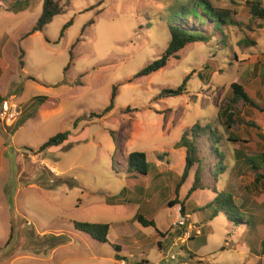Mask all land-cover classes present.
Masks as SVG:
<instances>
[{"label": "rangeland", "instance_id": "obj_1", "mask_svg": "<svg viewBox=\"0 0 264 264\" xmlns=\"http://www.w3.org/2000/svg\"><path fill=\"white\" fill-rule=\"evenodd\" d=\"M56 1L62 11L42 31L22 37L42 0H0V93L14 94L19 104L40 85L57 94L50 98L60 107L42 115L35 108L48 104L21 101L20 121L0 123V264H120L112 244L125 264H242L246 247L258 251L264 237L262 218L250 217L252 210L264 215V180L253 184L248 161L264 152V111L238 103L239 115L255 126L231 128L222 112L233 96L231 83L264 108V20L251 18L247 0H208L210 9L200 7L213 21L203 39L186 44L158 71L135 77L166 49L172 25L204 30L193 24L199 12L192 0ZM184 79L180 94L162 93ZM113 86L111 109L97 117ZM194 124L201 128L200 160L176 193L185 164L181 137L188 132L192 141ZM63 131L69 135L62 144L34 157ZM232 136L237 141L227 139ZM131 152L145 154V175L127 172ZM198 166L202 188L187 195ZM214 189L235 193L233 217L249 221L243 228L219 205L198 209L217 195ZM175 198L184 215L179 203L169 204ZM212 210L218 214L208 220ZM138 214L154 226H142ZM74 222L107 223L108 242ZM173 222H181L188 240L172 244L180 236Z\"/></svg>", "mask_w": 264, "mask_h": 264}, {"label": "trees", "instance_id": "obj_2", "mask_svg": "<svg viewBox=\"0 0 264 264\" xmlns=\"http://www.w3.org/2000/svg\"><path fill=\"white\" fill-rule=\"evenodd\" d=\"M193 6L198 10L199 14H193L191 16L193 20L194 25H202L203 29H191L186 28L185 26L179 24L176 26V24L172 25V27L169 28L170 33V39L168 41V45L166 49L163 51V53L160 55V57L150 61L145 67H143L141 70H139L135 77L148 75L153 72L158 71L163 66H165L167 60L169 57H178V52L180 49H182L186 44L190 42H195L198 40L203 39L204 34L203 31L206 32L208 30L207 26L208 23H212L213 20L210 19V16L204 11L201 7H206L210 9V6L208 4V0H192ZM247 5L249 8V13L251 18L254 19H261L264 20V0H247ZM201 6V7H200ZM62 11V7L58 4V1L56 0H42L41 3V11L39 16L37 17L35 24L30 28L29 31H27L22 37H26L34 32L42 31L44 26L48 24L52 18L59 14ZM184 20H187V18H183ZM206 21V22H205ZM205 22V23H204ZM206 26V27H205ZM66 27V25L64 26ZM62 35V32L60 33ZM24 56V51L20 48V66L23 67V61L22 57ZM2 68L0 66V74L2 73ZM261 72V71H260ZM263 77V76H262ZM264 78V77H263ZM185 80L183 81L182 85L178 86L176 89H168V90H162V93H168V94H180L182 92L183 86L185 84ZM233 96L228 100V103L225 108H223V116L225 118V123L227 124V127L231 128L234 123H244L249 126H255L253 122H248L242 116H240L239 108H236V105L240 102H244L249 104L250 106L256 108L257 110L263 112L264 108L258 106L251 98L250 96L243 90L242 86L238 83H231L230 85ZM115 90L116 87H112L111 95H110V104L99 114H95L97 117H101L105 113H107L111 107L112 102L115 97ZM2 96L0 95V101L2 100ZM50 104L47 105V108H54L57 105L58 98L51 97L49 98ZM220 112V111H219ZM94 114H90L92 116ZM235 117V118H234ZM200 131L201 128L199 125L194 124L190 128L191 136L194 137L192 141H188L186 136L188 135V132L185 133L181 137V141L185 143L186 151H185V164L183 167V171L180 175V178L178 182L175 185V192L177 193L179 187L183 184L184 180L188 176V172L191 169L192 165L195 162H198L200 160L199 154L200 149L195 144V140L199 139L200 137ZM69 135L68 131H63L56 133L52 137H50L47 141L42 143L36 153L42 151L43 149L50 147V146H57L63 143ZM233 137V136H232ZM228 137L227 139L230 141H237L236 138ZM213 151L216 153L217 158L220 159L219 163L221 162V156L218 152V149L211 145ZM246 159V158H245ZM248 161H251L250 170L252 169L255 173V181L260 182L261 180H264V152L259 153L255 156V159H251ZM126 170L130 173H137L140 175H145L147 172V162L146 157L143 152H131L126 158ZM237 179V174L234 176V182ZM201 176H200V169L199 166L196 168L194 173V180L189 188L187 195H189L192 191L196 190L197 188H202L201 186ZM234 188L232 189L233 192L237 191V189L240 186L239 180L236 181V183L233 184ZM215 194H217L211 201L207 202L204 206L198 207L199 210L208 209L211 208L212 205H219L222 210L221 212L226 216V218L233 223L234 226L239 227L240 225H244L248 223L249 221L246 219L244 221L243 219L238 220L237 218L233 217L235 212L237 211V205L235 204V193H225L224 191L217 192L215 189L213 190ZM179 202L177 199H172L169 201V204L171 206L178 204ZM219 203V204H218ZM244 203H241V206ZM184 204L183 202L179 203V209L180 213L184 215ZM253 212V210H252ZM218 214L217 210H212L207 214L208 220H211L213 217H216ZM251 219L253 220L256 216L254 214H250ZM137 221L142 226H154L153 222L151 220H146L143 218L141 214H138L136 217ZM74 226L77 230L81 232H85L91 236L94 240L102 243L108 242L107 240V233L109 229V225L107 223H98V222H74ZM113 249L116 251L115 258L116 260H121L122 257H120V247L117 244H112ZM144 262V261H143Z\"/></svg>", "mask_w": 264, "mask_h": 264}, {"label": "crops", "instance_id": "obj_3", "mask_svg": "<svg viewBox=\"0 0 264 264\" xmlns=\"http://www.w3.org/2000/svg\"><path fill=\"white\" fill-rule=\"evenodd\" d=\"M0 95L3 97V95L0 93ZM14 94H11V96H13ZM51 95H57L55 92H48L47 90H46V88H44V87H42V86H40V85H38V88H37V90H36V92H32V93H30L29 95H26V96H24V98H22V103H27V102H30L32 99H35V98H38L39 100L38 101H42L43 102V104H50V101H49V98H50V96ZM21 96V95H20ZM29 96H32V97H30L29 98ZM20 101V102H21ZM20 102H19V106H20ZM32 104H34V103H32ZM47 109V110H46ZM35 110L36 111H39V113H41L42 115H48V114H56L59 110H60V107L58 108L57 106H55L54 108H47V106H45L44 105V107H42V106H37L36 108H35ZM20 115H22V109H20V113H19V116H18V118H17V120L16 121H14L11 125H9V126H14L18 121H20V119H21V117H20ZM20 117V118H19ZM62 144V143H61ZM51 147H53V146H51ZM38 156V153H36L35 154V156L34 157H37ZM249 170H250V168H249ZM250 171H252V170H250ZM238 173V172H237ZM252 175H253V184H255L256 183V181H255V173H252ZM261 182V181H260ZM259 182V183H260ZM248 198H244V199H242L241 201V203H245V201L247 200ZM235 200H236V197H235ZM259 206H261V204L259 205ZM253 214L255 215V216H260L261 218H262V220H261V222H264V215L263 214H261L260 212H259V214L257 215V212H255L254 213V210H253ZM243 226L244 225H240L239 226V228H243ZM245 232H248V230H247V228L245 229ZM245 243V242H244ZM244 246V245H243ZM223 248L224 247H222L221 249L223 250ZM247 249H248V252H247V255L248 256H255V257H258V262L257 263H254V264H264V237H262L261 238V246H260V248H257V250L258 251H249V247H246ZM255 249V248H254ZM248 256H245V258H243V261H242V264H244V263H246V262H248V263H250V261H249V259H248ZM254 258V257H253ZM246 260V261H245ZM199 262V261H198ZM253 262L254 261H252L250 264H253ZM142 263L143 264H147V262H143L142 261ZM120 264H125V261L124 260H120Z\"/></svg>", "mask_w": 264, "mask_h": 264}, {"label": "built area", "instance_id": "obj_4", "mask_svg": "<svg viewBox=\"0 0 264 264\" xmlns=\"http://www.w3.org/2000/svg\"><path fill=\"white\" fill-rule=\"evenodd\" d=\"M19 113L20 111L18 102L14 101L12 96L2 98L0 101V123L11 125L17 120ZM173 225L177 227V232H179V235L181 236H178L172 240L173 245H177V241L183 242L184 240L189 239L190 234L188 231L179 230L180 226H182L181 222H173ZM195 232L197 234L200 233L199 229H197ZM171 258L173 259L174 257L171 255Z\"/></svg>", "mask_w": 264, "mask_h": 264}]
</instances>
